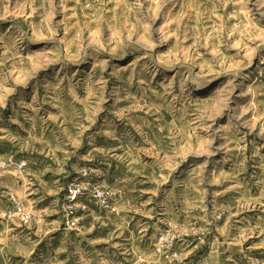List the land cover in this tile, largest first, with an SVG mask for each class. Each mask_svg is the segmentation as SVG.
<instances>
[{
  "label": "rangeland",
  "instance_id": "rangeland-1",
  "mask_svg": "<svg viewBox=\"0 0 264 264\" xmlns=\"http://www.w3.org/2000/svg\"><path fill=\"white\" fill-rule=\"evenodd\" d=\"M8 159L0 264H264V0H0Z\"/></svg>",
  "mask_w": 264,
  "mask_h": 264
},
{
  "label": "built area",
  "instance_id": "built-area-1",
  "mask_svg": "<svg viewBox=\"0 0 264 264\" xmlns=\"http://www.w3.org/2000/svg\"><path fill=\"white\" fill-rule=\"evenodd\" d=\"M1 165H3V167L5 168V167H12V166H15V167H17L18 169H20V170H23L24 169V167H25V164L24 163H17L15 160H13V159H8L7 161H5L4 163H1L0 162V166ZM96 192V197H98V198H103V195L102 194H97V191H95ZM75 193V196H77V192H74ZM73 197H74V195H73ZM71 199H73V198H71Z\"/></svg>",
  "mask_w": 264,
  "mask_h": 264
},
{
  "label": "crops",
  "instance_id": "crops-1",
  "mask_svg": "<svg viewBox=\"0 0 264 264\" xmlns=\"http://www.w3.org/2000/svg\"><path fill=\"white\" fill-rule=\"evenodd\" d=\"M33 194V192H30L29 194H28V196H31Z\"/></svg>",
  "mask_w": 264,
  "mask_h": 264
}]
</instances>
